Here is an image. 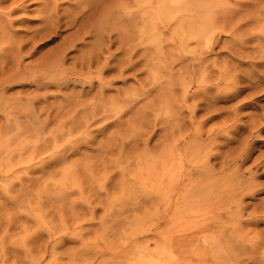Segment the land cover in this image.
I'll return each instance as SVG.
<instances>
[{"label": "rangeland", "instance_id": "1", "mask_svg": "<svg viewBox=\"0 0 264 264\" xmlns=\"http://www.w3.org/2000/svg\"><path fill=\"white\" fill-rule=\"evenodd\" d=\"M10 1L11 0L2 1L0 3V11L2 10V5L9 4ZM41 1L43 0H26L24 3L25 7L22 10L11 13L10 16L0 12V31L3 32L1 36L5 34L3 37L5 39L0 37V264H128V262L134 260L137 253H143L148 248L151 249L154 246V241L158 237L153 233L152 220L155 205L154 203L152 204L150 200L151 195L147 193V190L144 191L143 186L137 183L133 177L135 173V171H133L135 170L133 169L135 163L134 156L142 152V144L139 145L141 142L138 140L137 145L127 147L129 150L131 149V153L123 152V154H121L116 146L104 148V152H101V154L99 153L100 151L96 149L98 144L100 145L106 142L105 140L109 138L108 136H110L112 132L114 133L111 135L112 138L118 136L116 133H118V129L121 128H118L117 125H113L114 127L109 126L108 129L107 127L105 128V126L102 127L103 125H108V123L112 124L113 122L110 121L116 119L117 115L113 114L112 110L117 109V105L114 107L111 105L106 107V109H108V107H110L109 109L113 107L111 111H108L109 114H99L95 116L99 117L101 121L98 118L97 120L96 118L90 120V122L94 123H89V125H91L89 128L91 129L88 128V130H90L91 134L90 132L88 133L94 137L88 134L89 141H86V139L82 140L87 135L86 132L80 133L83 131L82 129L80 132L77 131L78 129H73V131L70 129L69 135L73 136L68 137V128H64L66 134L62 135V138L65 137L67 139L66 143L70 141L69 144H72L74 140L78 138L79 141H77L80 143L82 140V142L79 149L75 148L77 152H72L73 154H70V156L67 154V159L62 161V163L54 160V157L59 158L58 155H61L60 152L55 153L56 149H51L52 152H50L51 150L43 152L44 154L42 155L38 154L39 157L33 156L35 153L33 154L31 152L30 147L31 141L35 138L31 140L30 137H35V135L27 138L30 140L28 143L25 141L26 144L24 147V137L22 139L18 137L19 139L17 138L15 140V136H12L15 130L13 129L12 132H8L11 131L13 122L11 118H7L5 114L6 111L13 110L14 107L13 111H17L18 113L22 112V107L24 109L29 106L26 97L32 96L35 93V87L28 78V73L30 72L29 68L35 65L39 60H42L41 58H46L52 54L74 30L72 27L62 25L59 28H55V30L47 29L41 31L40 26L42 27L43 24L42 14L39 12L42 7ZM107 1L109 3V0ZM107 1L104 4H107ZM118 1L123 2L122 0ZM126 1L123 3H126ZM129 1V4H127L128 2L126 3V10L135 12L137 6L131 0ZM132 3L134 5H132ZM229 3L233 4L234 0H230ZM260 3L264 4V1L261 0L259 2V7L264 6ZM110 4H107V6ZM69 5L68 1L63 2L62 8L60 7L61 11L59 10V12L64 14L65 12L63 13V11H71ZM258 9L260 11V8ZM262 11H264V9H262ZM262 11L260 12L262 13ZM261 16L264 17V13H262ZM262 17L259 18L261 20L254 21L255 23L249 21V24L252 22V25L247 24L248 30L250 29V31L246 30V33L249 32L247 38L251 39L248 40L246 38L248 43L246 42V45H244L246 47L244 48V52L243 50L240 52L243 54H241V57H239L240 55L232 56L230 54L228 43L230 42L229 37L231 35L221 32L220 41H218L215 49L211 53L205 51V53L199 55L200 45H197L196 42L191 39L188 40L186 46L183 47V52L187 54L189 58L194 55L196 57L202 56L206 58L204 66L207 68L202 71L198 69L189 71V68L184 70L182 63H179L178 60H174V62L170 64L171 67L167 66L169 60L165 62L163 59L153 65L152 67L155 69V75L161 87H166L168 83H173V91L167 93L165 96V98L169 100L168 102L162 97V105L159 103L158 105H149V107L146 105L145 108L142 104L143 110H141L142 113L138 116L139 118L136 116L133 117L134 115L131 114V111L130 113L128 110V113L123 111L125 107L120 108L122 105H118V111L121 112L122 109L124 113L121 112L123 115L121 116L122 119H120L122 123L124 122L123 126L125 124L126 128H129L128 123L132 125L134 122H138V125L135 123V126L137 125L138 128L142 127L140 125L145 123V125L148 126L146 127L143 124V127L146 128H144L145 130L148 129V131L151 127V129L154 127L156 135L153 134L151 137L149 144L150 149L148 148L147 152L153 150L151 146L155 141L154 138L157 139L159 136L161 137V135L164 136L159 139V143L164 144L181 137L180 134H178V137L176 130H173V133H171L168 127L167 132H169V134L166 137L164 135L166 134V130H163L166 125L170 126V122L173 123V118L177 116V114L182 116L183 113L184 115L182 117H184L185 120L186 133L191 134L194 127L200 132V139H196L191 135L184 139V141L189 144L186 160L191 161L188 165H185H187L191 171L193 169V174L188 176V180L194 187L189 188L188 195L196 200V203L188 202V210L180 211V215L183 214L184 216L181 221L185 220L184 224L187 227L192 226L190 225L191 223H195L193 219H199L198 221H200L202 218L207 216L210 217V211H213L216 206L212 199H210L211 201L209 200L208 203L203 202L201 187L214 185V175L216 177L218 175L219 154L233 155L242 151L244 152L243 156H245L249 151L244 166H253V171L256 176L255 180L259 183L257 187L262 188V190H259L260 192L258 191V193L254 195V199L248 197L245 201L257 202L259 199L264 198V184H262L264 183V59L260 57L264 54V50H262V52L260 51V49L264 48V46H262L264 45V43H262L264 39H260L261 42L259 39H257L258 41L255 40L256 38L264 37V34H262V32H264V23H262L264 22V18ZM245 29L247 28L245 27ZM250 33L252 35H250ZM256 34L257 36H253ZM260 35L262 36L259 37ZM1 40L3 42H1ZM11 40H13L14 43ZM87 40L90 42V39ZM9 41L12 43V46L14 45L17 47L13 46L14 49L12 54V46ZM227 41L229 42L227 43ZM167 43L169 44V41ZM167 43L163 44L164 46L161 48L160 52L172 53L175 59V55L178 53L177 51L179 49L170 44L168 46ZM16 44L22 47V51L16 50L19 49V46ZM115 45L111 47L112 51H114ZM165 45L167 46L165 47ZM255 49L259 50L255 51ZM18 51L19 53L21 52L20 55L17 53ZM14 52H16L17 55L14 54ZM78 54V51H73L70 52L69 56L71 58ZM250 55H252V57ZM253 56L256 57V60ZM12 57L15 59L12 60ZM70 58L65 63L67 66L70 65ZM14 60H18L17 62L19 63L21 62L19 67L16 66L17 62H14ZM25 65L28 68H25V71L23 70L22 72V66ZM19 68L22 69L18 71ZM14 70L16 71V74H14L15 77L12 76ZM138 74V76L136 75L137 78H143V73L140 72ZM169 74L170 76H168ZM180 79L183 80L184 84L190 79L195 85H197L196 81H198V83L200 82L201 85L199 84V86L203 89H200L201 91L199 90V93H202L201 95L203 97L199 94V96L196 97L197 100L195 98L194 100L192 99V101L190 98L187 104H191L182 105L183 107L178 105L180 102H176L173 105L171 102L172 95L177 99V96L182 92L181 85L178 82ZM132 83V79L128 80L129 85ZM114 84V87L120 86L122 88L126 86H123L121 82H116ZM81 89H87V86H82L77 83L74 85L69 84L67 87H62L60 89L55 86H49L46 90L39 89L40 91L38 90L36 92L37 94L40 92L38 97H41V93L48 94V97H46L47 103L51 106L59 105L61 107L62 105L60 104L63 103V97L77 93ZM188 89H190V91L193 90L191 86ZM204 89L205 91H203ZM111 90H108L110 92H106V94L108 93L107 95H110L115 93L113 91L114 89ZM151 98L152 97L148 98L146 103L149 102ZM204 98L207 100L205 101ZM89 99L90 98H88V101ZM203 100L205 104L197 105L198 107L195 108V111H193V113L191 112L194 115V122L191 123L189 118L186 119L190 115V113H188L190 110H187L185 106L192 109V103H200ZM35 103L37 104L38 102L35 100L33 104ZM36 104L34 105L35 108L36 106L38 107L39 103ZM135 106L134 109H139V107H137L139 105ZM140 109L142 108L140 107ZM67 110L69 109L67 108ZM70 113H68V111L67 114L66 112L65 114L62 113L61 118L59 119L58 117L54 119V122L52 119L48 121L46 125L47 129H45L47 133L58 128L61 130L62 126L59 125L60 121H62L61 123L67 122L66 124L68 125V122L70 123L72 118H70V116H72V113L71 115ZM113 115H116V117L114 118ZM75 116H78V114ZM130 116L133 118L130 119ZM141 116L144 118L147 117V120L145 121ZM19 117L20 119L18 118V120L24 122V117ZM140 117L144 120L143 122ZM134 118H138V120ZM61 119L66 120L63 122ZM128 119L130 120L128 121ZM152 122H154V124L151 125ZM163 122H165V124ZM160 123H163V125ZM164 125L165 127H163ZM9 126L12 127L10 128ZM123 126L122 131H124ZM4 127H6V129ZM101 131L105 134L100 133ZM10 133H12V135ZM81 134L85 135L81 136ZM145 136L146 135H144V138ZM209 136L213 137L210 142L208 141ZM10 137H13V140ZM91 137L95 139L93 140ZM62 138L61 140L58 139V142L64 145L66 143L64 140L62 141ZM51 141L47 145H51ZM83 141H86L85 143L88 142L87 145L84 144ZM91 141L92 143L95 142L93 144L94 146ZM6 144L9 147L8 150L2 148V146L6 147ZM32 144H34V140ZM69 144L67 143L66 146H70ZM214 144L220 146V148H218V153H216L217 151H215V149L209 151V148H212ZM82 147L83 149L86 147L84 149L85 152ZM52 154H56L57 157L55 155L52 157ZM214 154L215 156H213ZM30 156L32 161L29 160ZM40 156L44 159H39L40 164H43L45 160L48 161L47 167L50 168H47L46 163H44V170L47 169L46 171L40 169L38 165L39 163L37 161L38 158H41ZM83 156L85 157L83 158ZM47 158H51L54 161ZM205 160L206 162L208 161L209 164H214V171L209 172L211 176L207 175L208 177H212V180L210 178L207 180V176L203 174V169L199 166L200 163ZM127 162H129V164ZM35 163L38 166L35 167ZM55 163L61 164L56 166L57 164ZM70 164H73V166ZM74 164L76 165L74 166ZM26 166H28V168H26ZM197 168L199 171H196ZM25 169H29L27 170L28 172ZM31 169L33 170L31 171ZM215 172L217 174H212ZM214 186H212L211 189H213ZM197 189H199V191ZM212 196H214V191ZM212 196L211 198L214 199L215 196ZM86 202H90L91 204H87ZM86 206L91 207H88L89 211L87 210L88 208L86 209ZM76 221H78V223ZM198 221L196 223H199ZM162 227L168 228L167 225L166 227H164V225ZM248 227L253 231V233L251 231L252 234L258 232L259 236H264V221L255 226L252 224L248 225ZM62 230L66 231L64 232L65 234L63 232V234L61 233ZM67 231L69 232L67 233ZM60 233L61 236L57 237ZM178 233H182V231ZM251 233L250 235H252ZM49 234H52V236L49 237ZM202 234L200 233L198 236ZM39 235L40 237L37 239L36 236ZM262 236L261 238H264ZM158 240L159 238L157 241ZM198 241L200 243V236L198 237ZM262 245H264V242H262ZM187 248L189 247H182V250L185 252ZM122 253L125 255H122Z\"/></svg>", "mask_w": 264, "mask_h": 264}, {"label": "bare ground", "instance_id": "2", "mask_svg": "<svg viewBox=\"0 0 264 264\" xmlns=\"http://www.w3.org/2000/svg\"><path fill=\"white\" fill-rule=\"evenodd\" d=\"M2 1L6 0H0V3ZM25 1L26 0H11L9 4H6L7 6L2 5V10L0 12L2 14L10 16L11 13L22 10L25 7ZM65 1H68V3L70 4L69 6L71 8V11H63V13H65L62 14L59 12V10L63 5V2ZM65 1L43 0L41 1L42 4L40 2L42 7L39 12L42 14L43 22L42 27L40 26L41 31L47 29L55 30V28H59L62 25L66 27H72L74 28V30L52 54H50L46 58H41L42 60H39L35 65L29 68L30 72L28 73V78L35 87V93L33 92L34 95L32 96L26 95V100H28L29 106L25 107L24 109L22 107V112H19L21 114H19L17 111H13L14 107L13 110H9V108V111H6L5 114L7 118H11V121L13 122V127L11 126V128L9 126L11 128V131L8 132H12L13 129L15 130L13 135L12 133H10L12 136H15V140L18 137H21V139L24 137V141L22 140L24 142V147L25 144L30 140L27 138L35 135V137H30L31 140L32 138H35L33 139L34 144H32L33 140L31 141V152L33 154L35 153V155H32L37 157L38 154L42 155L44 154L43 152H48L51 149H56L55 153L60 152L61 155H58V153L57 155L59 158L54 157V160H56V162L62 163V161H65V159H67V154H69L70 156V154H73L72 152H77L75 148L79 149V147H81L82 140L86 139L87 141L89 136H93L90 135L91 132L90 130H88L89 126H91L89 125V123H94L90 122V120L94 118H96V120L97 118L100 120L99 117L95 116L99 114L107 115L108 111H111L112 108L117 105V109L112 110L113 114L117 115V117L116 115H113L114 118L116 117L114 121H110L113 123H108V125L106 124L101 126H105V128L107 127L108 129L109 126L117 125L118 128H121L118 129V133H116L118 134V136H114L112 138L111 135L114 134L112 132V134L110 135L111 138L110 136H108L109 138L105 140L106 142L101 143L100 145L98 144L96 149L100 151L99 153L101 154V152H104V148H111L112 146H116L121 154H123V152L131 153V149L129 150L127 149V147H133L137 145L138 140L141 142L139 145L142 144V152L134 156L135 163L133 169L135 170L133 171H135V173L133 172V177L135 178V181H137V183L143 186L144 191L147 190V193H150V200L152 201V204L154 203V205L156 206H154L155 209H153L154 212L152 227L153 233L159 238L158 241V238H156V240L154 241V246L151 249L148 248L143 253H137L134 260L128 262V264H264V245H262V242H264L262 240H264V238H261L262 235L260 234L261 236H259L258 232H254V234H252L253 231L250 230L251 226L248 227V225L252 224L255 226L264 221V198L259 199L257 202L245 201V199L248 197H252V199H254V195L257 194L259 190H262V188L257 187L259 183L257 182V180H255L256 176L255 172L253 171V166H244L249 151L248 154H245V156H243L244 152L242 151L237 152L233 155L219 154L220 159L218 161V175L217 177L214 175L213 178V180L215 179L213 181L215 186L209 185L201 187L203 202L208 203V201L212 199L214 200L216 206L213 211H210V217L204 216L205 218L200 219V221H198L199 219H193L195 223L193 222L190 224L192 226L187 227L184 224L185 220L181 221L184 216L183 214L180 215V211L188 210V202L196 203V200L192 199V196L188 195L189 188L194 187L193 184L188 180V176L193 174V169L191 171L187 167V165L191 161L186 160V154L189 149V144L185 142L184 139L186 137H189L190 135L196 139H200V132L195 127L192 129L191 134L185 132V120L184 117H182L184 115L181 111L182 116L177 114V116H174L173 118V123L170 122V126L166 125L165 127L164 125L163 127L165 128H161L164 131L166 130V134H164L166 137L169 134V132H167L168 127L171 133H173V130H176L177 135L180 134L181 139L176 138L169 143L161 144L159 143V139L164 137L161 135V137L159 136L157 139L154 138L155 141L151 146L153 150L151 149L152 151L147 152L151 137L153 136V134H155L154 127L153 129H151L152 127H149L150 129L148 131V129L145 130L146 128L143 127V124L145 125V123L141 124L140 126L142 127L138 128V122H134V124L132 125L131 123H128L129 128H126L125 124L123 126L124 122L122 123L121 120V116L124 114L123 111L127 112L128 110L129 113L131 111V114L134 115L133 117H138L141 115V110H143V107H145L146 105L148 107L149 105H158V103L162 105V97L165 98L167 93H171L173 91V83H168L166 87H161V85L159 84V81L157 80L155 75V69H153L152 67L158 61L163 59V61L166 62L167 60H169L167 66H170V64H172L174 60H178L179 63H182L184 70H187L189 68V71H195V69L202 71L207 68L206 66H204V62L206 61L205 57H196L194 55L193 57L189 58L187 54L183 52V47L186 46L188 40H194L197 45H200L199 55H202L203 53H205V51L211 53L215 49L218 41H220L221 32L229 33V35H231L229 37L230 42L227 41V43L229 42V52L232 56L240 55L239 57H241L242 53L240 52L242 50L244 52V48H246L244 45H246L248 39L247 36L249 34L248 31H250V29L248 30L247 26L250 24L252 25V22L254 21L256 22L258 20H261L259 18L262 17L261 14L264 13V11H262V9H264V6L259 7V2L261 0H234L233 4L229 3L230 0H131L137 6V10L135 12H129L126 10V5L130 2L129 0H122L123 2H128L127 4L118 0H109V3L107 0ZM106 1L107 4H110V2L111 4L107 6V4H104L106 3ZM133 3L132 5H134ZM257 7L260 8V11H262V13ZM249 21L252 22L249 24ZM245 27L247 29H245ZM246 30H248V33H246ZM2 33L3 32H1L0 37L3 38L5 34L1 36ZM262 34H264V32H262ZM250 35L252 34L250 33ZM253 36H257V34ZM261 36L262 35H260L259 37ZM87 39H90V42H88ZM257 39H259V41L261 42L260 39H264V37L256 38L255 40ZM2 40L1 42H3ZM11 41L13 42V40ZM166 41H169V44L171 46L173 45L175 47H178L179 50L175 55V59L172 53L160 52L161 48L164 46L163 44L167 43ZM10 44L12 46L11 42ZM169 44L167 43L168 46ZM114 45L115 48L114 51H112L111 47ZM167 45H165V47ZM259 45L258 48L260 47ZM13 46L11 47V54L14 47H16ZM17 46H19V49L16 50L22 51V47H20V45ZM256 50L257 49H255V51ZM262 50H264V48L260 49L261 52ZM19 51L17 53H19ZM73 51H78L79 54L70 58L69 54ZM14 54H16V52H14ZM20 54L21 52L19 53V55ZM250 56L252 57V55ZM260 57L261 59H264V54H262V56ZM69 58L71 59V62L70 65L67 66L65 63ZM253 58H255L256 60V57L253 56ZM13 59L15 58L12 57V60ZM18 60H14V62H17ZM20 64L21 62H17L16 66L19 67ZM22 68H19L18 71L22 69L23 72V70L28 67H26L25 65L22 66ZM15 72L16 71L14 70L12 75L13 77H15ZM140 72L144 74L143 78H137V76L139 75L138 73ZM168 76H170V74ZM130 79L133 80V83L129 85L128 80ZM116 82H121L123 86H126L122 88L120 86V88L117 86L114 87V83ZM178 82L181 85L182 92L177 96V99H175L172 95V104L174 105L176 102H180L178 103V105H181V107H183L182 105H190L191 103L187 104V101H189L188 99L190 98L191 100H194L197 96H199V90L201 89L199 84L201 85V83H198V81H196L197 85H195L191 79L185 84L181 79L178 80ZM76 83L82 86H87V89H81L77 93L63 97V103L60 104L62 105L61 107L59 105H49L46 98L48 97V94L41 93V97H38V94L40 92L38 94L36 92L39 89L46 90L49 86H55L56 88L60 89L62 87H67L69 84L74 85ZM190 86L191 88H193L192 91L188 89ZM111 89H114L113 91L115 93L113 92L114 94L107 95L108 93L106 94V92H110L108 90ZM203 91H205V89ZM87 97L90 98V102L88 101ZM150 97L152 98L149 100V102L146 103L147 99ZM35 100L39 103H37L38 107L36 106V108L34 107L36 103L33 104ZM164 100H166L167 102L169 101L167 98H165ZM206 100L207 99H205V101ZM196 102L192 103L194 109L185 106V108L187 107V110H190V112H188L190 113V115L188 114L189 117H187L186 119L189 118L191 123L194 122V115L192 113L193 111H195V108L198 107L197 105H203V103L205 104L204 100L200 103ZM139 103L141 104V106ZM142 104L144 105L143 107ZM109 105L113 107L111 109H109L110 107L106 109V107ZM118 105H122L120 106V108L125 107V110L122 111L121 109V112L123 114L118 111ZM135 105H139L137 106L139 107V109H134L136 107ZM140 107L142 109H140ZM67 108L69 110H67ZM65 110H67L68 113H72V116H70V118L72 117L71 122H68L67 125V122L61 123L62 121H60L59 125L62 126L61 130L60 128H58L47 133L45 129H47L46 125L48 124V121L52 119L54 122V119L58 117L60 119L62 113L65 114L66 112L67 114V111ZM76 114H78V116H75ZM19 116L24 117V122H20L18 120V118L20 119ZM133 117L130 116V119ZM138 118L134 119L138 120ZM146 118L147 117L144 118L145 121L147 120ZM130 119H128V121ZM65 120L66 119H64L63 122H65ZM143 121L144 120L142 119V122ZM135 123L137 124L136 126ZM163 123L165 124V122ZM163 123L160 124L163 125ZM152 124H154V122H152L151 125ZM66 125L69 127H67ZM121 125L124 127V131H122L123 128ZM6 127L4 128L6 129ZM65 127L68 128L67 131H69V133L67 134L68 137L73 136L69 135L71 130L73 131V129H78L77 131L80 132L82 129L83 131H81L80 133L86 132L87 135L85 137L87 138L84 137L80 143L78 142L79 138L75 139L72 143L73 145L69 144L70 141L68 140L69 142L67 143L70 146H66L67 139L65 137L62 138V135L66 134L64 132ZM88 132H90V134ZM102 132L103 131H101L100 133ZM84 135L81 134V136ZM144 135H146L145 138ZM60 136L62 138V141L64 140V142L66 143L64 144L65 146L62 145V143L58 142V139L61 140ZM91 139L93 138L91 137ZM212 139L213 137H208L209 142ZM50 141L52 144L47 145ZM85 142L84 144L87 145L88 142ZM94 143L95 142H93L92 145ZM2 148H5L4 150H8L9 147L6 144V147L2 146ZM218 148H220V146L214 144L212 148H209V151L215 149V151H217L216 153H218ZM52 150L50 152H52ZM54 155L56 156V154ZM54 155L52 154L51 156L53 157ZM213 156H215V154ZM84 157L85 156H83V158ZM30 158L29 160L32 161V158ZM39 159L41 160L42 157L38 158V163ZM47 159L50 160L51 158ZM47 162L48 161L46 160L44 162L46 163V167L48 166ZM44 163L38 164L40 166V169L42 170H44L45 168ZM61 163L55 164H57L56 166H59V164ZM127 163L129 164V162ZM38 165L36 164L35 167ZM75 165L76 164H74V166ZM28 166H26V168H28ZM71 166H73V164ZM199 166L201 167V169H203V174L206 176H211V173L209 172L214 171V164H209L208 161L206 162V160L200 163ZM33 169H31V171ZM196 171H199V169L197 168ZM217 173L215 172L212 174ZM208 176L207 180H209V178H212ZM212 186H214L213 189H211ZM197 190L199 191V189ZM213 191L215 197L212 196ZM211 196L214 197V199L211 198ZM86 203L88 204L90 202ZM88 207L86 206V209ZM89 208L87 209L88 211ZM197 221L199 223H196ZM76 222L78 223V221ZM163 225L164 227H166L167 225L168 228H163ZM179 231H182V233H178ZM62 232L64 233L66 231L62 230L61 233ZM68 232L69 231H67V233ZM61 233L60 235L58 234L57 237L61 236ZM200 233L203 234L199 235L201 238V241L199 243L198 234ZM250 233L252 235H250ZM51 236L52 234H49V237ZM36 237L38 239L40 235ZM54 238L56 239V237ZM182 247L189 248H187L188 250L185 249L184 252L182 250ZM123 254L124 253H122V255Z\"/></svg>", "mask_w": 264, "mask_h": 264}]
</instances>
